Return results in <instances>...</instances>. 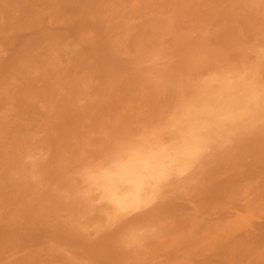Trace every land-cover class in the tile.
<instances>
[{"label": "rangeland", "instance_id": "rangeland-1", "mask_svg": "<svg viewBox=\"0 0 264 264\" xmlns=\"http://www.w3.org/2000/svg\"><path fill=\"white\" fill-rule=\"evenodd\" d=\"M262 48L264 0H0V264H264Z\"/></svg>", "mask_w": 264, "mask_h": 264}, {"label": "bare ground", "instance_id": "bare-ground-1", "mask_svg": "<svg viewBox=\"0 0 264 264\" xmlns=\"http://www.w3.org/2000/svg\"><path fill=\"white\" fill-rule=\"evenodd\" d=\"M160 1H161V0H160ZM193 1H194V0H193ZM260 1H263V0H260ZM167 2H168V1H167ZM169 2H170V0H169ZM182 2H183V1H182ZM182 2H181V3H182ZM185 2H186V1H185ZM218 2H219V1H218ZM218 2H217V4H219ZM93 3H94V2H93ZM163 3H164V2H163ZM175 3H177V2H175ZM186 3H187V2H186ZM259 3H260V2H259ZM262 3H263V2H262ZM183 4H184V3H183ZM183 4H182V5H183ZM199 4H200V3H199ZM58 5H59V4H58ZM88 5H89V4H88ZM166 5H167V4H166ZM174 5H176V4H174ZM177 5H178V4H177ZM257 5H258V4H257ZM168 6H169V3H168ZM183 6H185V5H183ZM186 6H188V5H186ZM186 6H185V7H186ZM194 6H195V5H194ZM194 6H193V7H194ZM200 6H201V5H200ZM86 7H87V6H86ZM162 7H163V6H162ZM197 7H198V6H197ZM197 7H196V10H197ZM84 8H85V7H84ZM89 8H90V7H89ZM167 8H168V7H167ZM182 8H183V7H182ZM189 8H190V7H189ZM191 8H192V6H191ZM222 8H223V7H222ZM256 8H257V7H256ZM92 9H93V8H92ZM97 9H98V8H97ZM94 10H95V9H94ZM171 10H172V9H171ZM173 10H174V9H173ZM205 10H206V9H205ZM205 10H204V11H205ZM35 11H36V10H35ZM161 11H162V10H161ZM190 11H191V10H190ZM167 12H168V11H167ZM173 12H174V11H173ZM185 12H186V11H185ZM191 12H192V11H191ZM206 12H207V11H206ZM36 13H37V12H36ZM157 13H158V12H157ZM157 13H156V14H157ZM203 13H205V12H203ZM208 13H209V12H208ZM219 13H220V12H219ZM182 14H183V12H182ZM186 14H187V13H186ZM193 14H194V13H193ZM193 14H192V15H193ZM199 14H200V13H199ZM210 14H211V13H210ZM95 15H96V13H95ZM211 15H212V14H211ZM37 16H38V15H37ZM37 16H36V17H37ZM40 16H41V15H40ZM85 16H86V15H85ZM144 16H145V15H144ZM177 16H178V15H177ZM91 17H92V16H91ZM151 17H152V16H151ZM154 17H155V16H154ZM179 17H180V16H179ZM179 17H176V18H179ZM194 17H195V15H194ZM41 18H43V16H41ZM84 18H85V17H84ZM199 18H201V17H199ZM202 18H203V16H202ZM88 19H89V18H88ZM147 19H148V18H147ZM181 19H182V18H181ZM210 19H211V18H210ZM31 20H32V19H31ZM173 20H174V19H173ZM37 21H38V20H37ZM37 21H36V22H37ZM39 21H40V20H39ZM83 21L86 22L85 19H84ZM171 21H172V20H171ZM198 21H199V20H198ZM249 21H250V20H249ZM34 23H35V22H33V24H34ZM87 23H88V22H87ZM93 23H94V22H93ZM245 23H246V22H245ZM245 23H244V24H245ZM170 25H171V24H170ZM176 25H177V24H176ZM145 26H146V25H145ZM223 26H225V25H223ZM72 27H73V26H72ZM74 27H76V25H74ZM177 27H178V25H177ZM168 28H169V27H168ZM189 28H190V27H189ZM222 28H224V27H222ZM234 28H235V27H234ZM169 29H170V28H169ZM169 29H168V30H169ZM177 29H178V31H179L180 27L177 28ZM168 30H167V31H168ZM172 30H173V28H172ZM194 30H195V29H194ZM229 30H230V29H229ZM231 30H232V29H231ZM170 31H171V30H170ZM185 31H187V30H185ZM200 31H201V30H200ZM215 31H216V30H215ZM180 32H181V31H180ZM180 32H178V33H180ZM183 32H184V31H183ZM221 32H222V31H221ZM229 32H230V31H229ZM103 33H105V32H103ZM175 33H176V32H175ZM175 33H174V34H175ZM162 34H163V33H162ZM171 34H172V33H171ZM197 34H199V33H197ZM203 34H204V33H203ZM225 34H226V33H225ZM230 34H231V33H230ZM105 35H107V34H105ZM108 35H109V34H108ZM169 35H170V34H169ZM183 35H184V34H183ZM201 35H202V34H201ZM216 35H217V34H216ZM233 35H234V34H233ZM235 35H236V34H235ZM43 36H44V35H43ZM102 36H103V35H102ZM116 36H117V35H116ZM144 36H145V35H144ZM147 36H148V35H147ZM167 36H168V35H167ZM237 36H238V35H237ZM141 37H142V36H141ZM177 37H178V36H177ZM200 37H201V36H200ZM227 37H228V36H227ZM232 37H233V36H232ZM36 38H37V37H36ZM49 38H51V37H49ZM158 38H159V37H158ZM161 38H162V37H161ZM161 38H160V39H161ZM171 38H172V37H171ZM189 38H190V37H189ZM189 38L187 37V39H189ZM217 38H218V37H217ZM221 38H222V37H221ZM34 39H35V38H34ZM109 39H110V38H109ZM173 39H175V38H173ZM227 39H228V38H227ZM231 39H232V38H231ZM55 40H56V39H55ZM115 40H116V39H115ZM190 40H191V39H190ZM202 40H203V39H202ZM216 40H217V39H216ZM219 40H220V39H219ZM53 41H54V39H53ZM67 41H68V40H67ZM102 41H103V40H102ZM108 41H109V40H108ZM146 41H147V40H146ZM146 41H145V43H146ZM79 42H80V41H79ZM148 42H149V41H148ZM148 42H147V44H149ZM195 42H196V41H195ZM223 42H224V41H223ZM52 43H53V42H52ZM55 43H57V42H55ZM85 43H86V42H85ZM85 43H83V45H84ZM87 43H88V42H87ZM120 43H121V41H120ZM136 43H137V41H136ZM159 43H161V42H159ZM186 43H187V42H186ZM231 43H232V42H231ZM96 44H97V43H96ZM143 44H144V43H143ZM234 44H235V43H234ZM45 45H46V44H45ZM85 45H87V44H85ZM90 45H91V44H90ZM101 45H102V44H101ZM109 45H110V44H109ZM159 45H160V44H159ZM175 45H176V44H175ZM205 45H206V44H205ZM225 45H226V44H225ZM87 46H88V45H87ZM119 46H120V45H119ZM119 46H118V47H119ZM134 46H135V45H134ZM162 46H163V45H162ZM219 46H221V45H219ZM230 46H231V45H230ZM45 47H46V46H45ZM75 47H76V46H75ZM84 47H85V46H84ZM120 47H121V46H120ZM175 47H176V46H175ZM202 47H204V46H202ZM215 47H216V45H215ZM217 47H218V46H217ZM121 48H122V47H121ZM163 48H164V47H163ZM206 48H207V47H206ZM206 48H205V49H206ZM213 48H214V47H213ZM238 48H239V47H238ZM41 49H42V47H41ZM49 49H50V48H49ZM52 49H53V48H52ZM104 49H105V48H104ZM190 49H193V47H191ZM222 49H223V48H222ZM262 49L264 50V48H262ZM262 49H261V50H262ZM44 50H45V49H44ZM195 50H196V49H195ZM233 50H234V49H233ZM241 50H242V49H241ZM241 50H240V51H241ZM87 51H88V50H87ZM95 51H96V50H95ZM106 51H107V50H106ZM108 51H109V50H108ZM114 51H115V50H114ZM160 51H161V49H160ZM256 51H257V50H256ZM259 51H260V50H259ZM40 52H42V50H41ZM56 52H57V51H56ZM96 52H98V51H96ZM194 52H195V51H194ZM194 52H191V53H194ZM211 52H212V49L210 50V53H211ZM215 52L217 53L218 51H216V49H215ZM220 52H222V50H221ZM226 52H227V51H226ZM53 53H54V52H53ZM71 53H73V52H71ZM71 53H70V54H71ZM144 53H145V52H144ZM241 53H242V51H241ZM241 53H240V54H241ZM255 53H256V52H255ZM39 54H40V53H39ZM76 54H77V53H76ZM89 54H90V53H89ZM89 54H88V57H89ZM95 54H96V53H95ZM110 54H111V53H110ZM138 54H139V53H138ZM197 54H198V53H197ZM202 54H203V53H201V55H202ZM205 54H206V53H205ZM212 54H213V53H212ZM212 54H211V56H212ZM218 54H220V53H218ZM223 54H225V53H223ZM243 54H244V53H243ZM260 54H264V53H261V52H260ZM206 55L209 56L208 53H207ZM216 55H217V54H215V56H216ZM227 55H228V53H227ZM245 55H246V54H245ZM254 55H255V54H254ZM71 56H72V55H71ZM105 56H106V55H105ZM108 56H109V54H108ZM108 56H107V57H108ZM196 56H197V55H196ZM199 56H200V55H199ZM199 56L196 57V58H199ZM202 56H203V55H202ZM213 56H214V55H213ZM215 56H214V57H215ZM221 56H222V55H220V58H221V59L224 58V57H221ZM255 56H256V55H255ZM32 57H33V56H32ZM36 57H37V56H36ZM88 57H87V58H88ZM107 57H106V58H107ZM112 57H113V56H112ZM214 57H213V58L211 57V58L214 59ZM216 57H217V56H216ZM216 57H215V58H216ZM230 57H231V56H230ZM242 57H244V55H243ZM261 57H262V55H261ZM261 57H260V58H261ZM38 58H39V57H38ZM50 58H51V57H50ZM108 58H109V57H108ZM137 58H138V57H137ZM194 58H195V57H194ZM204 58H205V57H204ZM255 58H256V57H255ZM31 59H32V58H31ZM33 59H34V57H33ZM51 59H54V58H51ZM112 59H113V58H112ZM221 59H219V60H221ZM256 59H257V58H256ZM258 59H259V58H258ZM261 59H262V58H261ZM43 60H44V59H43ZM95 60H96V59H95ZM157 60H158V59H157ZM189 60H191V59H189ZM189 60H188V61H189ZM210 60H211V59H210ZM219 60H218V61H219ZM222 60H223V59H222ZM227 60H229V59H227ZM233 60H234V59H233ZM233 60H232V61H233ZM249 60H250V59H249ZM263 60H264V59H263ZM27 61H28V60H27ZM34 61H35V60H34ZM53 61H54V60H53ZM203 61H204V59H203ZM207 61H208V60H207ZM218 61H217V62H218ZM241 61H243V59H242ZM246 61H247V60H246ZM257 61H258V60H257ZM261 61H262V60H261ZM35 62H36V61H35ZM45 62H46V61H45ZM79 62H80V61H79ZM106 62H107V61H106ZM115 62H116V61H115ZM117 62H118V61H117ZM220 62H221V61H220ZM224 62H227V61H224ZM249 62H251V61H249ZM255 62H256V61H255ZM263 62H264V61H263ZM29 63H30V62H29ZM31 63H32V62H31ZM54 63H55V62H54ZM192 63L194 64V62H192ZM199 63H200V61H199ZM215 63H216V62H215ZM239 63H240V62H239ZM243 63H244V62H243ZM252 63H253V62H252ZM257 63H258V62H257ZM33 64H34V63H33ZM38 64H39V63H38ZM38 64H37V65H38ZM98 64H99V63H98ZM103 64L105 65V63H103ZM201 64H202V62H201ZM208 64H209V63H208ZM208 64H207V65H208ZM211 64H212V63H211ZM245 64H246V62H245ZM245 64H244V66H245ZM247 64L249 65L248 62H247ZM247 64H246V65H247ZM259 64H260V62H259ZM261 64H262V63H261ZM44 65H45V64H44ZM100 65H101V64H100ZM152 65H153V63L151 64V66H152ZM194 65H195V64H194ZM197 65H198V64H197ZM213 65H214V64H213ZM220 65H221V64H220ZM235 65H236V64H235ZM253 65H254V64H253ZM35 66H36V65H35ZM101 66H102V65H101ZM101 66H100V67H101ZM118 66H119V65H118ZM148 66H149V65H148ZM177 66H178V65H177ZM181 66H183V65H181ZM184 66H185V65H184ZM195 66H196V65H195ZM210 66H211V65H210ZM215 66H216V65H215ZM215 66H214V68H215ZM217 66H218V65H217ZM230 66H231V65H230ZM251 66H252V64H251ZM258 66H259V65H258ZM51 67H52V66H51ZM98 67H99V66H98ZM100 67H99V68H100ZM200 67H201V66H200ZM200 67H198V68H200ZM220 67H221V66H220ZM226 67H227V65H226ZM233 67H235V66L233 65ZM233 67H232V68H233ZM242 67H243V66H242ZM247 67H248V66H247ZM260 67H261V66H260ZM33 68H34V67H33ZM35 68H36V67H35ZM103 68H104V67H103ZM178 68H179V67H178ZM217 68H218V67H217ZM237 68H238V67H237ZM254 68H256V67H254ZM55 69H56V68H55ZM77 69H78V68H77ZM101 69H102V67H101ZM184 69H185V68H184ZM211 69H212V68H211ZM222 69H223V68H222ZM224 69H225V68H224ZM240 69H241V68H239V70H240ZM245 69H246V68H245ZM262 69H263V74H264V68H262ZM26 70H27V69H26ZM29 70H30V69H29ZM41 70H43V68H42ZM78 70H79V69H78ZM195 70H196V69H194V71H195ZM207 70H208V69H207ZM215 70H216V69H215ZM227 70H228V69H227ZM241 70H242V69H241ZM252 70H253V68H252ZM252 70H251V73H252ZM258 70H259V69H258ZM79 71H80V70H79ZM158 71H159V70H158ZM187 71H188V70H187ZM191 71H192V70H191ZM213 71H214V70H213ZM223 71H224V70H223ZM235 71H236V69H235ZM242 71H243V70H242ZM256 71H257V70H256ZM30 72H31V71H30ZM180 72H181V71H180ZM205 72H206V71H205ZM219 72H220V70H219ZM221 72H222V70H221ZM239 72H240V71H239ZM259 72L262 73L261 70H259ZM192 73H193V72H192ZM213 73H214V72H213ZM213 73H212V74H213ZM217 73H218V72H217ZM223 73H224V72H223ZM237 73H238V72H237ZM249 73H250V71H249V72L247 71V74H249ZM149 74H150V73H149ZM183 74H184V73H183ZM185 74H187V73H185ZM220 74H221V73H220ZM224 74H225V73H224ZM226 74H227V73H226ZM226 74H225V76H226ZM230 74H231V73H230ZM233 74H234V72H233ZM12 75H13V74H12ZM32 75H33V74H32ZM35 75H36V74H35ZM195 75H196V74H195ZM216 75H217V74H216ZM238 75H239V74H238ZM252 75H253V74H252ZM38 76H39V75H38ZM80 76H81V75H80ZM147 76H148V75H147ZM155 76H156V75H155ZM187 76H189V75H187ZM198 76H199V75H198ZM213 76H214V75H213ZM10 77L13 78L14 76H13V77L10 76ZM10 77H9V78H10ZM16 77H17V76H16ZM71 77H72V76H71ZM153 77H154V76H153ZM194 77H195V76H194ZM203 77H204V76H203ZM206 77H207V76H206ZM248 77H250V76H248ZM253 77H254V76H253ZM255 77H256V76H255ZM257 77H258V75H257ZM261 77H262V76H261ZM11 78H10V79H11ZM73 78H74V77H73ZM81 78H83V77H81ZM94 78H95V77H94ZM122 78H123V77H122ZM149 78H150V77H149ZM155 78H156V77H155ZM189 78H190V77H189ZM201 78H202V77H201ZM201 78H200V79H201ZM208 78H209V77H207L206 79H208ZM218 78H220V76H219ZM232 78H233V77H232ZM62 79H63V78H62ZM184 79H186V78H184ZM184 79H183V80H184ZM192 79H194V78H192ZM200 79H198V80H200ZM202 79H203V78H202ZM204 79H205V78H204ZM206 79H205V80H206ZM237 79H238V78H237ZM252 79H253V78H252ZM254 79H255V78H254ZM254 79H253V81H254ZM4 80H5V79H4ZM4 80H3V81H4ZM13 80H14V79H13ZM17 80H18V79H17ZM44 80H45V79H44ZM84 80H86V79H84ZM183 80H182V81H183ZM194 80H195V79H194ZM205 80H204V81H205ZM227 80H228V79H227ZM234 80H235V79H234ZM234 80H233V81H234ZM240 80H241V79H240ZM255 80L257 81V79H255ZM259 80H260V79H259ZM263 80H264V79H263ZM11 81H12V80H11ZM11 81L9 80V82H11ZM39 81H40V80H39ZM41 81H42V80H41ZM41 81H40V82H41ZM189 81H190V80H189ZM200 81H201V80H200ZM202 81H203V80H202ZM222 81H223V80H222ZM253 81H252V83H254ZM4 82H5V81H4ZM135 82H136V81H135ZM192 82H193V81H192ZM218 82H219L220 85L222 84V83H220V80H219ZM226 82L228 83V81H226ZM235 82H236V81H235ZM258 82H259V81H258ZM263 82H264V81H263ZM11 83H12V82H11ZM33 83H34V82H33ZM50 83H52V82H50ZM114 83H115V82H114ZM211 83H213V82H211ZM229 83H230V82H229ZM261 83H262V82H261ZM6 84H8V83H6ZM12 84H13V83H12ZM12 84H11V85H12ZM25 84H26V83H25ZM31 84H32V83H31ZM52 84H53V83H52ZM69 84H70V83H69ZM190 84H191V83H190ZM207 84H210V83H207ZM207 84H206V85H207ZM254 84H255V83H254ZM9 85H10V84H9ZM33 85H34V84H33ZM33 85H32V87H33ZM65 85H66V84H65ZM71 85H72V84H71ZM88 85H89V84H88ZM111 85H112V84H111ZM192 85H193V84H192ZM192 85H190V86H192ZM211 85H214V84H211ZM224 85H226V84H224ZM234 85H235V84H234ZM234 85H233V86H234ZM252 85H253V84H252ZM5 86H6V85H5ZM16 86H17V85H16ZM38 86H39V85H38ZM101 86H102V85H101ZM167 86H168V85H167ZM196 86H197V85H196ZM200 86H201V85H200ZM204 86H205V85H204ZM255 86H256V85H255ZM255 86H254V87H255ZM0 87L3 88V86H0ZM19 87H20V86H19ZM21 87H22V86H21ZM21 87H20V88H21ZM42 87H43V86H42ZM50 87H51V86H50ZM71 87H72V86H71ZM73 87H74V86H73ZM192 87H193V86H192ZM208 87H209V86H208ZM213 87L216 88L217 86H213ZM226 87H227V86H226ZM259 87H260V86H259ZM25 88H26V87H25ZM28 88H29V87H28ZM33 88H34V87H33ZM81 88H82V87H81ZM97 88H99V87H97ZM114 88H116V87H114ZM187 88H188V87H187ZM206 88H207V86H206ZM215 88H214V89H215ZM220 88H221V87H220ZM242 88H243V87H242ZM247 88H248V87H247ZM247 88L244 89V90L246 91ZM250 88H251V86H250ZM12 89H13V88H12ZM15 89H16V88H15ZM48 89H49V88H48ZM201 89H202V88H201ZM210 89H211V88H210ZM210 89L208 88L207 91H209ZM214 89H213V90H214ZM216 89H217V88H216ZM224 89H228V88H224ZM239 89H240V88H239ZM263 89H264V87H263ZM8 90H9V89H8ZM17 90H18V89H17ZM17 90H15V91H17ZM23 90H24V89H23ZM33 90H34V89H33ZM49 90H50V89H49ZM9 91H10V90H9ZM9 91H8V92H9ZM47 91H48V90H47ZM51 91H52V90H51ZM73 91H74V90H73ZM80 91H81V89H80ZM114 91H115V90H114ZM193 91H194V89H193ZM199 91H200V90H199ZM210 91H212V89H211ZM210 91H209V92H210ZM215 91H216V90H215ZM231 91H232V90H231ZM235 91H236V90H235ZM238 91H239V90H238ZM242 91H243V90H242ZM263 91H264V90H263ZM263 91H262V92H263ZM5 92H6V91H5ZM5 92H3L2 94H4ZM10 92H11V91H10ZM12 92H14V89H13ZM12 92H11V93H12ZM20 92H22V91H20ZM36 92H37V91H36ZM49 92H50V91H49ZM49 92H47V93L49 94ZM101 92H102V91H101ZM109 92H110V91H109ZM195 92H196V91H195ZM0 93H1V92H0ZM11 93H10V94H11ZM45 93H46V92H45ZM52 93H53V92H52ZM81 93H82V92H81ZM190 93H191V92H190ZM196 93H197V92H196ZM221 93H222V92H221ZM227 93H228V92H227ZM227 93H226V94H227ZM232 93H233V92H232ZM249 93H250V92H249ZM13 94H14V93H13ZM15 94H16V93H15ZM23 94H24V93H23ZM43 94H44V93H43ZM72 94H73V93H72ZM98 94H99V93H98ZM108 94H109V93H108ZM112 94H113V93H112ZM192 94H193V93H192ZM194 94H195V93H194ZM206 94H207V93H205V95H206ZM226 94H225V95H226ZM236 94H237V93H236ZM255 94H257V93H255ZM5 95H6V94H5ZM52 95H53V94H52ZM109 95H110V94H109ZM109 95H108L107 97H110ZM197 95H198V94H197ZM203 95H204V93H203ZM205 95H204V96H205ZM241 95L243 96V94H241ZM263 95H264V94H263ZM8 96H9V95H8ZM33 96H34V95H33ZM63 96H64V95H63ZM71 96H72V95H71ZM190 96H192V95H190ZM190 96H189V97H190ZM230 96H231V95H230ZM244 96H245V95H244ZM244 96H243V97H244ZM0 97H1V96H0ZM38 97H39V96H38ZM68 97H69V96H68ZM89 97H90V96H89ZM197 97H198V96H197ZM208 97H209V95H208ZM208 97H207V98H208ZM212 97H213V96H212ZM222 97H224V96H222ZM225 97H226V96H225ZM225 97H224V98H225ZM234 97H235V95H234ZM4 98H5V97H4ZM9 98H10V97H9ZM71 98L73 99V96H72ZM93 98H94V97H93ZM185 98H187V97H185ZM224 98H223V99H224ZM227 98H228V97H227ZM1 99H2V97H1ZM23 99H24V98H23ZM27 99H28V98H27ZM30 99H31V97H30ZM64 99H65V98H64ZM191 99H192V98H191ZM200 99H201V98H200ZM229 99H230V98H229ZM245 99H246V98H245ZM263 99H264V98H263ZM33 100H34V99H33ZM65 100H67V99H65ZM114 100H115V99H114ZM189 100H190V99H189ZM193 100H194V98H193ZM193 100H192V101H193ZM210 100H211V98H210ZM225 100H226V99H225ZM225 100H224V102H225ZM232 100H234V99H232ZM240 100H241V99H240ZM249 100H250V99H249ZM71 101H72V100H71ZM73 101H74V100H73ZM91 101H92V100H91ZM106 101H107V100H106ZM211 101H212V100H211ZM213 101H215V100H213ZM213 101H212V102H213ZM234 101H235V100H234ZM26 102H27V100H26ZM31 102H32V101H31ZM54 102H55V101H54ZM63 102H64V101H63ZM63 102H62V104H63ZM182 102H183V100H182ZM33 103H34V102H33ZM55 103H56V102H55ZM55 103H54V104H55ZM73 103L75 104L76 101L73 102ZM178 103H179V102H178ZM218 103H220V102H218ZM233 103H235V102H233ZM236 103H237V102H236ZM30 104H31V103H30ZM57 104H58V103H57ZM71 104H72V103H71ZM108 104H109V103H108ZM170 104H171V103H170ZM187 104H188V103L186 102V105H187ZM213 104L216 105L215 103H213ZM221 104H222V103H221ZM249 104H250V103H249ZM249 104H248V105H249ZM251 104H252V103H251ZM251 104H250V105H251ZM259 104H260V103H259ZM24 105H25V104H24ZM59 105H60V104H59ZM72 105H73V104H72ZM105 105H106V104H105ZM127 105H128V104H127ZM179 105H180V104H179ZM186 105H185V106H186ZM61 106H62V105H61ZM61 106H60V107H61ZM70 106H71V105H70ZM78 106H79V105H78ZM169 106H170V105H169ZM182 106H183V103H182ZM241 106H242V105H241ZM262 106H263V105H262ZM56 107H57V106H56ZM103 107H104V106H103ZM128 107H129V106H128ZM132 107H133V106H132ZM166 107H167V106H166ZM166 107H164V108H166ZM171 107H172V105H171ZM175 107H176V104H175ZM177 107H178V106H177ZM179 107H180V106H179ZM219 107H220V106H219ZM224 107H225V106H224ZM231 107H232V106H231ZM253 107H254V106H253ZM26 108H27V107H26ZM30 108H31V107H30ZM70 108H71V107H70ZM76 108H77V107H76ZM87 108H88V107H87ZM129 108H130V107H129ZM191 108H193V107H191ZM213 108H214V107H213ZM215 108H216V107H215ZM241 108H242V107H241ZM241 108H240V109H241ZM251 108H252V106H251ZM256 108H257V106H256ZM24 109H25V108H24ZM73 109H74V108H73ZM130 109H131V108H130ZM183 109H186V107L183 108ZM187 109H188V108H187ZM187 109H186V110H187ZM189 109H190V108H189ZM222 109H223V108H222ZM181 110H182V108H181ZM213 110H214V109H213ZM217 110H218V108H217ZM223 110H225V109H223ZM250 110H251V109H250ZM61 111H62V110H61ZM76 111H77V110H76ZM84 111H85V110H84ZM164 111H165V110H164ZM183 111H184V110H183ZM199 111H200V110H199ZM209 111H210V109H209ZM221 111H222V110H221ZM240 111H241V110H240ZM244 111H245V110H244ZM260 111H261V110H260ZM263 111H264V110H262L261 112H263ZM136 112H137V111H136ZM139 112H140V111H139ZM177 112H178V111H177ZM177 112H176V113H177ZM180 112H181V111H180ZM191 112H192V110H191ZM195 112H196V110H195ZM217 112H218V111H217ZM222 112H223V111H222ZM222 112H221V113H222ZM247 112H248V111H247ZM257 112H258V111H257ZM119 113H120V112H119ZM159 113H160V112H159ZM178 113H179V112H178ZM184 113H185V111H184ZM184 113H182V115H185ZM189 113H190V112H189ZM207 113H208V111H207ZM214 113H216V112L213 111V114H214ZM218 113H219V112H218ZM236 113H237V111H236ZM90 114H91V113H90ZM163 114H164V113H163ZM168 114H169V113H168ZM197 114H198V113H197ZM216 114H217V113H216ZM237 114H238V113H237ZM48 115H49V114H48ZM57 115H58V114H57ZM57 115H56V116H57ZM123 115H124V114H123ZM134 115H135V114H134ZM176 115H177V114H176ZM182 115H181V116H182ZM186 115H188V114H186ZM186 115H185V116H186ZM190 115H191V113H190ZM199 115H201V114H199ZM199 115H198V116H199ZM206 115H207V114H206ZM208 115H209V114H208ZM208 115H207V116H208ZM210 115H212V114L210 113ZM224 115H225V114H224ZM226 115H227V113H226ZM239 115H240V112H239ZM13 116H15V115H13ZM78 116H79V115H78ZM135 116H136V115H135ZM148 116H149V115H148ZM164 116H165V114H164ZM216 116H217V115H216ZM216 116H215V117H216ZM220 116H222V115H220ZM230 116H232V114H231ZM247 116H248V115H247ZM5 117H6V116H5ZM19 117H20V116H19ZM65 117H66V116H65ZM92 117H93V116H92ZM118 117H119V116H118ZM136 117H138V116H136ZM152 117H153V116H152ZM170 117H171V115H170ZM173 117H174V116H173ZM173 117H172V118H173ZM196 117H197V116H196ZM209 117H211V116H209ZM226 117H227V116H226ZM68 118H69V117H68ZM72 118H73V117H72ZM133 118H134V117H133ZM162 118H163V117H162ZM177 118H179V116H178ZM211 118H212V117H211ZM218 118H219V117H218ZM222 118H223V117H222ZM224 118H225V117H224ZM236 118H237V117H236ZM241 118H242V117H241ZM262 118H264V117H262ZM21 119H22V117H21ZM49 119H51V118H49ZM58 119H59V117H58ZM69 119H70V118H69ZM184 119H185V118H184ZM208 119H209V118H208ZM98 120H99V119H98ZM104 120H105V119H104ZM115 120H116V118H115ZM132 120H133V119H132ZM139 120H141V119H139ZM168 120H169V119H168ZM171 120H172V119H171ZM176 120H177V119H176ZM179 120H180V119H179ZM215 120H216V119H215ZM215 120H214V121H215ZM224 120H227V119H224ZM228 120H229V119H228ZM237 120H238V119H237ZM66 121H68V119H67ZM95 121H96V120H95ZM116 121H117V120H116ZM128 121H129V120H128ZM201 121H202V120H201ZM201 121H200V122H201ZM211 121L213 122V120H211ZM211 121H210V122H211ZM234 121H235V120H234ZM258 121H259V120H258ZM81 122H82V121H81ZM137 122H138V120H137ZM158 122H159V121H158ZM160 122H161V121H160ZM176 122H178V121H176ZM183 122H185V121H183ZM183 122L181 121V123H183ZM202 122H203V121H202ZM205 122H206V121H205ZM217 122H218V121H217ZM237 122H238V121H237ZM239 122H240V121H239ZM139 123H140V122H139ZM174 123H175V122H174ZM174 123H173V124H174ZM186 123L188 124V122H186ZM225 123H226V122H225ZM241 123H242V122H241ZM46 124H47V123H46ZM66 124H67V123H66ZM68 124H69V123H68ZM73 124H74V123H73ZM115 124H116V123H115ZM124 124H125V123H124ZM177 124H179V123H177ZM177 124H176V125H177ZM230 124H232V123H230ZM233 124H234V123H233ZM243 124H244V123H243ZM254 124H255V122H254ZM51 125H52V124H51ZM95 125H96V124H95ZM112 125H113V124H112ZM128 125H130V124H128ZM182 125H183V124H182ZM194 125H195V124H194ZM199 125H201V124H198V126H199ZM205 125H206V124H205ZM205 125H204V126H205ZM214 125H216V124L214 123ZM234 125H235V124H234ZM260 125H261V124H259V126H260ZM98 126H99V125H98ZM125 126H126V125H125ZM188 126H189V125H188ZM195 126H196V125H195ZM208 126H210V125L208 124ZM219 126H220V125H219ZM254 126H255V125H254ZM69 127H70V126H69ZM79 127H80V126H79ZM128 127H129V126H128ZM140 127H141V126H140ZM154 127H155V126H154ZM176 127H177V126H176ZM181 127H182V126H181ZM200 127H201V126H200ZM205 127H206V126H205ZM205 127H203V129H205ZM215 127H216V126H215ZM226 127H227V126H226ZM235 127H236V126H235ZM45 128H47V127H45ZM49 128H50V126H49ZM63 128H65L64 125H63ZM119 128H120V127H119ZM119 128H118V129H119ZM177 128H178V127H177ZM179 128H180V127H179ZM183 128L185 129L184 126H183ZM221 128H222V127H221ZM227 128H228V127H227ZM227 128H226V130H227ZM259 128H260V127H259ZM261 128H263V127L261 126ZM29 129H30V128H29ZM60 129H61V128H60ZM124 129H126V128H124ZM165 129H166V128H165ZM171 129H172V128H171ZM174 129H175V128H174ZM174 129H173V130H174ZM181 129H182V128H181ZM181 129H180V130H181ZM212 129H213V128H212ZM224 129H225V128H223L222 130H224ZM257 129H258V128H257ZM263 129H264V128H263ZM1 130H2V129H1ZM4 130H5V129H4ZM52 130H53V129H52ZM64 130H65V129H64ZM64 130H63V131H64ZM68 130H69V129H68ZM68 130H67V131H68ZM103 130H104V129H103ZM109 130H110V129H109ZM133 130H134V129H133ZM186 130H187V129H186ZM189 130H190V129L188 128V131H189ZM196 130H197V129H195L194 131H196ZM214 130H215V128H214ZM226 130H225V131H226ZM252 130H253V129H252ZM259 130H260V129H259ZM259 130H258V131H259ZM71 131H72V130H71ZM73 131H74V130H73ZM76 131H78V130H76ZM76 131H75V132H76ZM120 131H121V130H120ZM120 131H119V132H120ZM127 131H128V130H127ZM138 131H139V129H138ZM142 131H143V130H142ZM166 131H167V130H166ZM194 131H193V132H194ZM216 131H217V130H216ZM240 131H242V130H240ZM261 131H263V130H261ZM261 131H260V133H261ZM129 132H130V131H129ZM167 132H169V131H167ZM167 132H166V133H167ZM174 132H175V131H174ZM182 132H183V131H182ZM197 132H199V130H198ZM197 132H196V133H197ZM209 132H210V131H209ZM211 132H212V131H211ZM219 132H220V131H219ZM254 132H256V131H254ZM66 133H67V132H66ZM69 133H70V131H69ZM79 133H80V132H79ZM109 133H110V132H109ZM133 133H134V131H133ZM138 133H139V132H138ZM141 133H142V132H141ZM169 133H170V132H169ZM177 133H178V132H177ZM177 133H176V135H178ZM183 133H185V132H183ZM186 133H187V131H186ZM186 133H185V137H186V135H187ZM194 133H195V132H194ZM203 133H204V132H203ZM203 133H201V134H203ZM206 133H207V132H206ZM212 133H213V132H212ZM214 133H215V132H214ZM231 133H233V132H231ZM245 133H246V132H245ZM256 133H258V132H256ZM56 134H57V133H56ZM60 134H61V133H60ZM62 134H63V133H62ZM71 134H72V133H71ZM76 134H77V133H76ZM119 134H120V133H119ZM171 134H172V133H171ZM171 134H170V136H171ZM199 134H200V132H199ZM224 134H225V132L223 133V135H224ZM234 134H235V133H234ZM237 134H238V133H237ZM248 134H249V132H248ZM253 134H254V133H253ZM253 134H252V137H253ZM109 135H110V134H109ZM116 135H117V134L114 133V136H116ZM123 135H124V134H123ZM135 135H136V134H135ZM172 135H173V134H172ZM182 135H183V134H182ZM182 135H181V137H182ZM193 135L195 136L196 134H193ZM206 135H208V134H206ZM209 135H210V133H209ZM213 135H214V134H213ZM227 135H228V134H227ZM242 135H244V134H242ZM257 135L259 136V133H258ZM71 136H72V135H71ZM74 136H75V135H74ZM118 136H119V135H118ZM120 136H121V135H120ZM130 136H131V135H130ZM158 136H159V135H158ZM168 136H169V135H168ZM187 136H189V134H188ZM191 136H192V135H191ZM224 136H225V135H224ZM232 136H233V134H232ZM237 136H238V135H237ZM244 136H245V135H244ZM260 136H261V135H260ZM56 137H57V136H56ZM72 137H73V136H72ZM165 137H166V136H165ZM183 137H184V136H183ZM199 137H200V136L198 135V139H199ZM214 137L217 138L216 135H215ZM228 137H229V136H228ZM241 137H242V136H241ZM241 137H240V139H241ZM250 137H251V136H250ZM58 138H59V137H58ZM60 138H61V137H60ZM66 138H67V137H66ZM121 138H122V137H121ZM169 138H170V137H169ZM172 138H173V137H172ZM200 138H201V137H200ZM202 138H204V137L202 136ZM205 138H206V137H205ZM205 138H204V139H205ZM208 138H209V136H208ZM230 138H232V137H230ZM234 138H235V137H234ZM246 138H247V136L245 137V139H246ZM55 139H56V138H55ZM136 139H137V138H136ZM190 139H191V138H190ZM195 139H196V138H195ZM195 139H194V140H195ZM198 139H197V140H198ZM232 139H233V138H232ZM240 139H239V140H240ZM248 139H249V138H248ZM260 139H261V138H260ZM260 139H259V140H260ZM65 140H66V139H65ZM140 140H141V138H140ZM172 140H173V139H172ZM174 140H175V139H174ZM178 140H179V138H178ZM184 140H186V139H184ZM194 140H193V141H194ZM197 140H195L194 142H196ZM200 140H202V139H200ZM200 140H199V141H200ZM218 140H219V139H218ZM218 140H217V141H218ZM220 140H221V139H220ZM220 140H219V141H220ZM229 140H230V142L233 141V140H231V139H229ZM229 140H228V141H229ZM237 140H238V139H237ZM237 140H236V141H237ZM241 140H242V139H241ZM243 140H244V139H243ZM251 140H252V138H251ZM251 140H250V141H251ZM257 140H258V139L256 138V141H257ZM45 141H46V140H45ZM57 141H58V140H57ZM57 141H56L55 143H58ZM112 141H113V140H112ZM152 141H154V140H152ZM168 141H171V140H168ZM182 141H183V139H182ZM204 141H205V140H204ZM212 141H213V140H212ZM222 141H224V140H222ZM109 142H110V141H109ZM164 142H165V141H164ZM164 142H163V143H164ZM177 142H178V141H177ZM188 142H189V141H188ZM205 142H206V141H205ZM205 142H204V143H205ZM210 142H211V141H210ZM224 142H225V141H224ZM253 142H255V141H253ZM110 143H111V142H110ZM135 143H136V142H135ZM165 143H166V142H165ZM165 143H164V144H165ZM168 143H169V142H168ZM173 143H174V142H172V144H173ZM180 143H181V142H180ZM182 143H183V142H182ZM182 143H181V144H182ZM196 143H197V142H196ZM206 143H207V142H206ZM214 143H215V142H214ZM219 143H220V142H219ZM219 143H217V144H219ZM233 143H234V142H233ZM248 143H249V141H248ZM250 143H251V142H250ZM111 144H112V143H111ZM172 144H171V145H172ZM175 144H176V143H175ZM197 144H198V143H197ZM208 144H209V143H208ZM210 144H213V143H210ZM210 144H209V145H210ZM227 144H228V143H227ZM253 144H254V143H253ZM259 144H260V143H259ZM57 145H58V144H57ZM61 145H62V144H61ZM148 145H149V144H148ZM152 145H153V144H151V146H152ZM155 145H156V144H155ZM155 145H154V146H155ZM193 145H195V144H193ZM199 145H200V144H198L197 146H199ZM201 145H203V144H201ZM225 145H226V144H225ZM229 145H230V144H229ZM242 145H243V144H242ZM257 145H258V144H257ZM157 146H158V145H157ZM168 146H169V145H168ZM173 146H174V145H173ZM178 146H179V145H178ZM180 146H181V145H180ZM203 146H204V145H203ZM211 146H212V145H211ZM214 146H215V145H214ZM217 146H218V145H217ZM220 146H222V145H220ZM243 146H244V145H243ZM55 147H56V145H55ZM105 147H106V146H105ZM155 147H156V146H155ZM159 147H160V146H159ZM166 147H167V146H166ZM174 147H175V146H174ZM174 147H173V148H174ZM176 147H177V146H176ZM195 147H196V146H195ZM205 147H206V146H204L202 149H205V150H203V151H205V153H206L208 150L206 151V148H207V147H206V148H205ZM218 147H219V146H218ZM223 147L225 148V146H223ZM237 147H238V146H237ZM56 148H57V147H56ZM62 148H63V147H62ZM100 148H103V147H100ZM149 148H151V147H149ZM153 148H154V147H153ZM199 148H200V147H199ZM211 148H212V147H211ZM242 148H244V147H242ZM246 148H247V147H246ZM45 149H47V148H45ZM103 149H104V148H103ZM105 149H106V148H105ZM105 149H104V150H105ZM167 149H168V148H167ZM191 149H192V148H191ZM194 149H196V148H194ZM194 149H193V150H194ZM212 149H213V148H212ZM212 149H211V150H212ZM216 149H217V148H216ZM231 149H233V148H231ZM58 150H59V149H58ZM60 150H61V149H60ZM63 150H64V149H63ZM63 150H62V151H63ZM178 150H179V149H178ZM196 150H199V149L197 148ZM213 150H214V149H213ZM220 150H222V148H220ZM225 150H226V149H225ZM229 150H230V149H229ZM233 150H234V149H233ZM235 150H236V149H235ZM241 150L243 151L244 149H241ZM241 150H240V151H241ZM252 150H253V149H252ZM54 151H55V150H54ZM54 151H53V152H54ZM74 151H75V150H74ZM106 151H107V150H106ZM148 151H149V150H148ZM148 151H147V153H148ZM151 151H152V150H151ZM175 151H176V150H175ZM200 151H202V150H200ZM209 151H210V150H209ZM209 151H208V152H209ZM216 151H217V150H216ZM230 151H231V150H230ZM236 151H237V150H236ZM242 151H241V152H242ZM255 151H256V150H255ZM53 152H52V154H53ZM98 152H99V151H98ZM112 152H113V151H112ZM136 152H137V151H136ZM143 152H144V151H143ZM161 152H162V151H161ZM168 152H169V151H168ZM168 152H167V153H168ZM171 152H172V150H171ZM193 152H194V151H193ZM193 152H192V153H193ZM210 152H213V151H210ZM232 152H233V151H232ZM232 152H231V153H232ZM234 152H235V151H234ZM59 153H60V152H59ZM73 153H74V152H73ZM102 153H103V152H102ZM141 153H142V152H141ZM144 153H145V152H144ZM150 153H151V152H150ZM150 153H149V154H150ZM159 153H160V152H158L157 154H159ZM192 153H191V154H192ZM195 153H196V152H195ZM195 153H194V154H195ZM197 153H198V152H197ZM199 153H200V152H199ZM199 153H198V155H199ZM202 153H203V152H202ZM236 153H238V152H236ZM61 154H63V153H61ZM61 154H60V156H61ZM149 154H148V155H149ZM153 154H154V153H153ZM157 154H154V155H157ZM184 154H185V152H184ZM184 154H183V155H184ZM203 154H204V153H203ZM203 154H202V155H203ZM206 154H207V153H206ZM227 154H228V153H227ZM239 154H240V153H239ZM37 155H38V154H37ZM37 155H36V156H37ZM45 155H46V154H45ZM74 155H75V154H74ZM144 155H145V154H144ZM144 155H143V156H144ZM151 155H152V153H151ZM160 155H161V153H160ZM163 155H164V153H163ZM165 155H166V154H165ZM169 155H171V154H169ZM209 155H213V156H214L213 153H212V154L210 153ZM220 155H221V154H220ZM220 155H219V156H220ZM231 155H233V154H231ZM41 156H42V155H41ZM129 156H130V155H129ZM139 156H140V155H139ZM175 156H176V155H175ZM184 156H185V155H184ZM200 156H201V154L199 155V157H200ZM215 156H216V154H215ZM219 156H218V157H219ZM234 156H235V155H233V157H234ZM236 156H237V155H236ZM236 156H235V157H236ZM32 157H33V156H32ZM57 157H58V156H57ZM77 157H78V155H77ZM109 157H110V156H109ZM134 157H135V156H134ZM146 157H147V156H146ZM153 157H154V156H153ZM182 157H183V156H181V158H182ZM199 157H198V159H199ZM210 157H212V156H210ZM225 157H226V155H225ZM238 157H239V156H238ZM75 158H76V157H75ZM80 158H82V157H80ZM123 158H124V157H123ZM131 158H132V157H131ZM138 158H140V157H138ZM144 158H145V157H144ZM144 158H143V159H144ZM162 158L164 159V157H162ZM166 158H167V157H166ZM170 158H172V157H170ZM170 158H169V159H170ZM189 158H190V157H189ZM195 158H196V157H195ZM230 158H231V157H229V159H230ZM32 159H33V158H32ZM50 159H51V158H50ZM50 159H49V160H50ZM73 159H74V158H73ZM121 159H122V158H121ZM158 159H159V158H158ZM183 159H184V158H183ZM201 159H202V158H201ZM201 159H200V160H201ZM18 160H19V159H18ZM34 160H35V159H33V161H34ZM42 160H43V159H42ZM57 160H59V159H57ZM80 160H81V159H80ZM108 160H109V159H108ZM139 160H140V159H139ZM139 160H136V161H139ZM156 160H157V159H156ZM160 160H161V159H160ZM164 160H165V159H164ZM215 160H217V159H215ZM218 160H219V159H218ZM218 160H217V161H218ZM232 160H233V158H232ZM19 161H20V160H19ZM29 161H30V160H29ZM73 161H74V160H73ZM73 161H72V162H73ZM84 161H85V159H84ZM113 161H114V160H113ZM132 161H133V160H132ZM140 161H141V160H140ZM153 161H154V160H153ZM185 161H186V160H185ZM191 161H192V160H191ZM222 161H223V160H222ZM227 161H228V160H227ZM234 161H235V160H234ZM45 162H47V161H45ZM74 162H75V161H74ZM114 162H115V161H114ZM141 162H142V161H141ZM141 162H140V163H141ZM144 162H145V161H144ZM146 162H147V161H146ZM183 162H184V161H183ZM196 162H197V161H196ZM198 162H199V161H198ZM17 163H18V162H17ZM23 163H25V162H23ZM59 163H60V162H59ZM59 163H58V164H59ZM77 163H78V162H77ZM85 163H86V162H85ZM116 163H117V162H116ZM129 163H131V161H130ZM151 163H152V162H151ZM151 163H150V164H151ZM174 163H175V162H174ZM174 163H173V164H174ZM208 163H209V162H208ZM212 163H213V162H212ZM212 163H211V164H212ZM227 163H228V162H227ZM21 164H22V163H21ZM28 164H29V163H28ZM31 164H32V163H31ZM48 164H49V163H48ZM48 164H47V165H48ZM51 164H52V163H50V165H51ZM56 164H57V163H56ZM71 164H73V163H71ZM104 164H105V163H104ZM109 164H110V163H109ZM141 164H142V163H141ZM144 164H145V163H144ZM147 164H148V163H147ZM184 164H185V163H184ZM195 164H196V163H195ZM195 164H194V165H195ZM206 164H207V163H206ZM53 165H54V164H53ZM81 165H82V164H81ZM83 165H84V164H83ZM129 165H130V164H129ZM145 165H146V164H145ZM164 165H165V163H164ZM194 165H193V166H194ZM204 165H205V164H204ZM18 166H19V165H18ZM24 166H25V164H24ZM30 166H31V165L29 164V167H30ZM48 166H49V165H48ZM48 166H47V167H48ZM51 166H52V165H51ZM65 166H66V165H65ZM102 166H104V165H102ZM125 166H126V165H125ZM137 166H138V165H137ZM156 166H157V165H156ZM156 166H155V167H156ZM165 166H166V165H165ZM173 166H175V165H173ZM38 167H39V166H38ZM44 167H45V166H44ZM52 167H53V166H52ZM59 167H60V166H59ZM74 167H75V166H74ZM77 167H78V166H77ZM79 167H80V166H79ZM79 167H78V168H79ZM114 167H115V166H114ZM116 167H117V166H116ZM147 167H148V166H147ZM157 167H158V166H157ZM195 167H196V166H195ZM211 167H212V166H211ZM217 167H218V166H217ZM24 168H25V167H24ZM32 168H33V167H32ZM45 168H46V167H45ZM45 168H44V169H45ZM65 168H66V167H65ZM84 168H87V167H84ZM100 168H101V167H100ZM141 168H142V167H141ZM151 168H152V167H151ZM164 168H166V167H164ZM178 168H179V167H178ZM192 168H193V167H192ZM25 169H26V168H25ZM42 169H43V168H42ZM44 169H43V170H44ZM47 169H48V168H47ZM55 169H56V168H55ZM66 169H67V168H66ZM81 169H82V168H81ZM122 169H124V168H122ZM131 169H132V168H131ZM142 169H143V168H142ZM153 169H154V168H153ZM153 169H152V171H153ZM221 169H222V168H221ZM35 170H36V169H35ZM40 170H41V169H40ZM49 170H50V169H49ZM51 170H52V169H51ZM56 170H57V169H56ZM59 170H60V169H59ZM85 170H86V169H85ZM114 170H115V169H114ZM114 170H113V171H114ZM136 170L138 171V169H136ZM147 170H148V169H147ZM189 170H190V169H189ZM189 170H188V171H189ZM18 171H19V170H18ZM22 171H23V170H22ZM36 171H37V170H36ZM67 171H68V170H67ZM78 171H79V169H78ZM102 171H103V170H102ZM132 171H133V170H132ZM150 171H151V170H150ZM155 171H157V170H155ZM202 171H203V170H202ZM213 171H214V170H213ZM30 172H31V171H30ZM61 172H63V171H61ZM80 172H81V171H80ZM83 172H84V171H83ZM139 172H141V171H139ZM145 172H146V171H145ZM153 172H154V171H153ZM200 172H201V171H200ZM27 173H28V172H27ZM41 173H42V171H41ZM107 173H108V172H107ZM112 173H113V172H112ZM130 173H131V172H130ZM146 173H147V172H146ZM60 174H61V173H60ZM74 174L76 175V172H75ZM78 174H79V173H78ZM126 174H127V173H126ZM165 174H166V173H165ZM170 174H171V173H170ZM198 174H199V173H198ZM198 174H197V175H198ZM62 175H63V174H62ZM135 175H136V174H135ZM150 175H152V174H150ZM153 175H154V174H153ZM158 175H159V174H158ZM160 175H161V174H160ZM168 175H169V174H168ZM214 175H215V174H214ZM26 176H27V175H26ZM40 176H41V175H40ZM66 176H67V175H66ZM79 176H80V175H79ZM81 176H83V175H81ZM130 176H131V175H130ZM143 176H144V175H143ZM164 176H165V175H164ZM182 176H183V175H182ZM13 177H15V176H13ZM34 177H35V176H34ZM100 177H101V176H100ZM106 177H107V176H106ZM131 177H132V176H131ZM136 177H137V176H136ZM138 177H139V176H138ZM161 177H163V176H161ZM186 177H187V176H186ZM21 178H22V177H21ZM84 178H85V177H84ZM87 178H88V177H87ZM127 178H128V177H127ZM152 178H155V177H152ZM152 178H151V179H152ZM179 178H180V177H179ZM28 179H30V178H27V180H28ZM109 179H110V178H109ZM113 179H114V178H113ZM137 179H138V178H137ZM147 179H148V178H147ZM149 179H150V178H149ZM155 179H156V178H155ZM34 180H35V179H34ZM36 180H37V178H36ZM36 180H35V181H36ZM73 180H74V179H73ZM73 180H72V181H73ZM76 180H77V178H76ZM76 180H75V181H76ZM100 180H101V179H100ZM126 180H128V179H126ZM14 181H15V179H14ZM70 181H71V180H70ZM72 181H71V183H72ZM82 181H83V180H82ZM110 181H111V180H110ZM154 181H155V180H154ZM156 181H157V180H156ZM158 181H159V180H158ZM29 182H30V181H29ZM98 182H99V181H98ZM108 182H109V181H108ZM111 182H112V181H111ZM115 182H116V181H115ZM191 182H192V181H191ZM74 183H77V182H74ZM80 183H81V182H80ZM145 183H146V182H145ZM149 183H151V182H149ZM152 183L154 184V182H152ZM18 184H20V183H18ZM82 184H83V183H82ZM97 184H98V183H97ZM99 184H100V183H99ZM103 184H104V183H103ZM106 184H107V183H106ZM123 184H125V183H123ZM16 185H17V184H16ZM26 185H27V184H26ZM68 185H69V184H68ZM118 185H119V184H118ZM128 185H130V184H128ZM136 185H137V184H136ZM138 185H139V184H138ZM78 186H79V185H78ZM108 186H109V185H108ZM120 186H121V185H120ZM145 186H146V185H145ZM27 187H29V186L27 185L26 188H27ZM59 187H60V186H59ZM64 187H65V186H64ZM64 187H63V188H64ZM82 187H83V186H82ZM85 187L87 188V186H85ZM116 187H117V185H116ZM142 187H143V186H142ZM151 187H152V186H151ZM48 188H49V187H48ZM48 188H47V189H48ZM79 188H80V187H79ZM132 188H133V187H132ZM145 188H146V187H145ZM147 188H148V187H147ZM16 189H18V188H16ZM20 189H22V186L20 187ZM24 189H25V188H24ZM40 189H41V188H40ZM71 189H73V187H71ZM71 189H70V190H71ZM94 189H95V188H94ZM102 189H103V188H102ZM120 189H122V187H121ZM120 189H119V190H120ZM124 189H125V188H124ZM127 189H129V188H127ZM14 190H15V189H14ZM73 190H74V189H73ZM110 190H111V189H110ZM143 190H144V189H143ZM146 190H147V189H146ZM61 191H62V190H61ZM64 191L67 192V190H64ZM71 191H72V190H71ZM71 191H70V192H71ZM92 191H93V190H92ZM107 191H108V190H107ZM120 191H122V190H120ZM141 191H142V188H141ZM148 191H149V190H148ZM152 191H153V190H152ZM160 191H161V190H160ZM15 192H17V191H15ZM38 192H39V191H38ZM49 192H50V191H49ZM65 192H64V193H65ZM78 192H79V191H78ZM78 192H77V193H78ZM94 192H95V191H94ZM108 192H109V191H108ZM112 192H113V190H112ZM115 192H116V191H115ZM122 192H123V191H122ZM124 192H125V190H124ZM126 192H127V191H126ZM132 192H133V190H132ZM145 192H146V191H145ZM154 192H155V191H154ZM22 193H23V192H22ZM62 193H63V192H62ZM68 193H69V192H68ZM130 193H131V192H130ZM140 193H141V192H140ZM159 193H160V192H159ZM163 193H164V192H163ZM215 193H216V192H215ZM34 194H35V193H34ZM41 194H42V193H41ZM70 194H71V193H70ZM79 194H80V193H79ZM95 194H96V193H95ZM95 194H94V195H95ZM104 194H105V193H104ZM121 194H122V193H121ZM137 194H138V193H137ZM145 194H146V193H145ZM147 194H148V193H147ZM160 194H161V193H160ZM96 195H97V194H96ZM109 195H110V194H109ZM135 195H136V192H135ZM140 195H142V193H141ZM79 196H80V195H79ZM103 196H104V195H103ZM127 196H128V194H127ZM131 196H132V195H131ZM136 196H137V195H136ZM149 196H150V195H149ZM154 196H155V195H154ZM158 196H159V195H158ZM95 197H96V196H95ZM125 197H126V196H125ZM140 198H142V197H140ZM143 198H144V197H143ZM147 198H148V197H147ZM156 198H157V197H156ZM67 199H68V198H67ZM90 199H91V198H90ZM157 199H158V198H157ZM257 199H258V198H257ZM260 199H261V198H260ZM114 200H115V199H114ZM119 200H120V198H119ZM147 200H148V199H147ZM159 200H161V199H159ZM159 200H158V201H159ZM136 201H137V200H136ZM141 201H142V200H141ZM153 201H155V200H153ZM153 201H152V202H153ZM156 201H157V200H156ZM101 202H103V201H101ZM104 202L106 203V201H104ZM134 202H135V200H134ZM256 202H257V201H256ZM259 202H260V200H259ZM116 203H117V202H116ZM153 203H154V202H153ZM249 203H250V202H249ZM257 203H258V202H257ZM257 203H255V204H257ZM155 204H156V203H155ZM258 204H259V203H258ZM263 204H264V203H263ZM101 205H102V204H101ZM121 205H122V204H121ZM248 205H249V204H248ZM250 205H252V203H251ZM43 206H44V205H43ZM105 206H106V205H105ZM108 206H109V205H108ZM119 206H120V205H119ZM138 206H139V205H138ZM256 206H257V205H256ZM258 206H259V205H258ZM44 207H45V206H44ZM151 207H152V206H151ZM253 207H255V206L253 205ZM111 208H112V207H111ZM144 208H145V207H144ZM146 208H147V207H146ZM155 208H156V207H155ZM234 208H235V207H234ZM248 208H249V207H248ZM258 208H261V207H258ZM71 209H72V207H71ZM105 209H106V207H105ZM108 209H109V208H108ZM138 209H139V208H138ZM140 209H141V208H140ZM149 209H150V208H149ZM263 209H264V208H263ZM74 210H75V209H74ZM136 210H137V208H136ZM152 210H153V209H152ZM232 210H233V209H232ZM260 210H261V209H260ZM75 211H76V210H75ZM103 211H104V210H103ZM103 211H102V212H103ZM106 211H107V210H106ZM261 211H262V210H261ZM100 212H101V211H100ZM130 212H131V211H130ZM132 212H133V211H132ZM141 212H142V210H141ZM245 212H246V211H245ZM74 213H75V212H74ZM104 213H105V212H104ZM111 213H112V212H111ZM138 213H139V212H138ZM240 213H241V212H240ZM253 213H254V212H253ZM67 214H68V213H67ZM72 214H73V213H72ZM76 214H77V212H76ZM79 214H80V213H79ZM100 214H101L100 216H103V215H102L103 213H100ZM98 215H99V214H98ZM107 215H108V214H107ZM110 215H112V214H110ZM116 215H117V214H116ZM129 215H130V214H129ZM129 215H128L127 217H129ZM243 215H244V214H243ZM243 215H242V216H243ZM250 215H251V213H250ZM69 216H70V215H69ZM69 216H68V217H69ZM79 216H80V215H79ZM122 216H123V215H122ZM153 216H155V215H153ZM248 216H249V215H248ZM77 217H78V216H77ZM80 217H81V216H80ZM98 217H99V216H98ZM113 217H114V216H113ZM150 217H151V216H150ZM162 217H163V216H162ZM240 217H241V216H240ZM110 218H111V217H110ZM138 218H139V217H138ZM144 218H145V217H144ZM146 218H147V217H146ZM146 218H145V219H146ZM77 219H78V218H77ZM102 219H103V218H102ZM104 219H105V217H104ZM225 219H226V218H225ZM229 219H230V218H228V219H226V220H229ZM239 219H240V218H239ZM248 219H249V218H248ZM248 219H247V220H248ZM100 220H101V219H100ZM100 220H99V221H100ZM105 220H106V219H105ZM108 220H109V219H108ZM230 220H231V219H230ZM249 220H250V219H249ZM68 221H69V220H68ZM193 221H194V220H193ZM234 221H235V220H234ZM234 221H233V222H234ZM237 221L240 223V220H237ZM244 221H245V220H244ZM96 222H97V221H96ZM135 222H136V221H134V223H135ZM227 222H228V221H227ZM230 222H231V221H230ZM233 222H231V224H233ZM238 222H237V223H238ZM245 222H246V221H245ZM245 222H244V223H245ZM79 223H81V222H79ZM102 223H103V222H102ZM191 223H193V222L191 221ZM196 223H197V222H196ZM235 223H236V221H235ZM235 223H234V225H235ZM75 224H76V222H75ZM75 224H74V225H75ZM83 224H84V223H83ZM96 224H97V223H96ZM108 224H109V226H110V223H108ZM229 224H230V223H229ZM240 224H241V223H240ZM66 225H67V224H66ZM81 225H82V223H81ZM191 225H192V224H191ZM193 225H195V224H193ZM193 225H192V226H193ZM222 225H223V224H222ZM237 225H238V224H237ZM68 226H69V225H68ZM71 226H72V225H71ZM86 226H87V225H86ZM93 226H94V225H93ZM93 226H92V227H93ZM119 226H120V225H119ZM136 226H137V225H136ZM187 226H188V225H187ZM224 226H225V225H224ZM235 226H236V225H235ZM243 226H244V225H243ZM80 227H81V226H80ZM80 227H79V228H76V229H77V230H78V229L80 230ZM87 227H90V226H87ZM120 227H121V226H120ZM120 227H119V228H120ZM197 227H198V226H197ZM236 227H240V229H241L242 226L239 225V226H236ZM93 228H95V227H93ZM105 228H106V227H105ZM119 228H118V229H119ZM142 228H143V227H142ZM198 228H199V227H198ZM215 228H216V227H215ZM230 228H232V227H230ZM242 228H243V227H242ZM101 229H103V228H101ZM112 229H113V228H112ZM118 229H116V230H118ZM185 229H186V228H185ZM185 229H184V230H185ZM187 229H188V228H187ZM199 229H200V228H199ZM220 229H221V227H220ZM220 229H219V230H220ZM222 229H223V227H222ZM227 229H228V228H227ZM237 229H238V228H237ZM240 229H239V230H240ZM83 230H85V229H83ZM86 230H87V228H86ZM150 230H151V229H150ZM181 230H182V229H181ZM223 230H224V229H223ZM232 230H233V229H232ZM88 231H89V230H88ZM148 231H149V230H148ZM202 231H203V230H202ZM215 231H216V230H215ZM92 232H93V231H92ZM203 232H205V231H203ZM217 232H218V231H217ZM231 232L233 233V231H231ZM235 232H236V231H235ZM239 232H240V231H239ZM239 232H237V233H239ZM77 233H78V232H77ZM81 233H83V231H82ZM85 233H86V232H85ZM90 233H91V232H90ZM118 233H119V232H118ZM139 233H140V232H139ZM142 233H144V232H142ZM160 233H162V232H160ZM173 233H174V232H173ZM173 233H172V234H173ZM175 233H176V232H175ZM185 233H186V232H185ZM198 233H199V232H198ZM222 233H223V232H222ZM237 233H236V234H237ZM73 234H74V233H73ZM92 234H93V233H92ZM113 234H115V233H113ZM172 234H171V235H172ZM212 234H213V233H212ZM214 234H215V233H214ZM225 234H226V233H225ZM228 234H229V233H228ZM139 235H140V234H139ZM145 235H146V234H145ZM145 235H144V236H145ZM185 235H186V234H185ZM185 235H184V236H185ZM187 235H188V234H187ZM191 235H192V234H191ZM222 235H223V234H222ZM226 235H227V234H226ZM229 235H230V234H229ZM107 236H110V235H107ZM118 236H119V235H118ZM136 236H138V235H136ZM182 236H183V235H181V237H182ZM199 236H200V235H199ZM203 236H204V235H203ZM70 237H71V236H70ZM73 237H74V236H73ZM111 237H112V236H111ZM114 237H115V236H114ZM179 237H180V236H179ZM179 237H178V238H179ZM181 237H180V238H181ZM186 237H187V236H186ZM136 238H137V237H136ZM136 238H135V239H136ZM143 238H144V237H143ZM232 238H233V237H232ZM72 239H73V238H72ZM105 239H106V237H105ZM107 239H108V238H107ZM107 239H106V240H107ZM139 239H140V238H139ZM139 239H138V240H139ZM181 239H182V238H181ZM211 239H212V237H211ZM213 239H214V238H213ZM103 240H104V239H103ZM106 240H105V242H107ZM111 240H112V239H111ZM172 240H174V239H172ZM172 240H171V241H172ZM189 240H190V238H189ZM193 240H194V239H193ZM205 240H206V239H204V242L206 243ZM108 241L110 242V240H108ZM134 241H135V240H134ZM136 241H137V240H136ZM175 241H176V240H175ZM175 241H174V242H175ZM211 241H212V240H211ZM219 241H220V240H219ZM227 241H228V240H227ZM59 242H60V241H59ZM101 242H103V241H101ZM244 242H245V241H244ZM62 243H64V242H62ZM200 243H201V242H200ZM71 244H72V243H71ZM100 244H101V243H100ZM106 244H107V243H105V244H103V245H106ZM137 244H140V242L137 243ZM174 244H175V243H174ZM177 244H178V243H177ZM181 244H182V243H181ZM197 244H198V243H197ZM206 244H207V243H206ZM214 244H215V243H214ZM214 244H213V245H214ZM217 244H218V243H217ZM1 245H2V244H1ZM63 245H65V244H63ZM97 245H99V244H97ZM111 245H112V244H111ZM134 245H135V244H134ZM242 245H243V244H242ZM70 246H71V245H70ZM101 246H102V244L100 245V247H101ZM107 246H108V244H107ZM128 246H129V245H128ZM130 246H132V245H130ZM137 246H138V245H137ZM137 246H136V247H137ZM178 246H179V245H178ZM199 246H200V245H199ZM237 246H238V245H237ZM72 247H74V246H72ZM75 247H76V245H75ZM104 247H105V246H104ZM185 247H186V245H185ZM204 247H205V246H204ZM211 247H212V246H211ZM221 247H222V246H221ZM241 247H242V246H241ZM180 249H181V248H180ZM191 249H192V247H191ZM0 250H2V249H0ZM60 250H61V249H60ZM98 250H99V249H98ZM101 250H102V249H101ZM189 250H190V249H189ZM197 250H198V249H197ZM207 250H208V249H207ZM102 251L104 252V250H102ZM111 251H112V250H111ZM111 251H110V252H111ZM134 251H135V250H134ZM137 251H138V250H137ZM137 251H136V252H137ZM205 251H206V250H205ZM60 252H61V251H60ZM71 252H73V251L71 250ZM136 252H135V253H136ZM190 252H191V251H190ZM254 252H255V251H254ZM61 253H62V252H61ZM131 253H132V252H131ZM103 254H105V253H103ZM133 254H134V253H133ZM195 254H196V253H195ZM131 255H132V254H131ZM140 255H141V254H140ZM187 255H189V254H187ZM102 256H103V255H102ZM143 256H144V255H143ZM108 257L110 258V256H108ZM108 257H107V260H108ZM176 258H177V257H176ZM179 258H180V257H179ZM68 259H69V258H68ZM101 259H102V258H101ZM80 260H81V259H80ZM103 260H104V259H103ZM115 260H116V259H115ZM173 260H175V259H173ZM255 260H256V258H255ZM255 260H254V261H255ZM257 260H258V259H257ZM73 261H74V260H73ZM129 261H130V260H129ZM137 261H138V260H137ZM170 261H171V260H170ZM176 261H177V260H176ZM68 262H69V261H68ZM93 262H94V261H93ZM109 262H110V261H109ZM178 262H179V261H178ZM257 262H258V261H257ZM75 263H76V262H75ZM79 263H80V261H79ZM81 263H83V262H81ZM172 263H173V262H172ZM176 263H177V262H176ZM111 264H112V263H111ZM187 264H188V263H187ZM258 264H259V263H258Z\"/></svg>", "mask_w": 264, "mask_h": 264}]
</instances>
